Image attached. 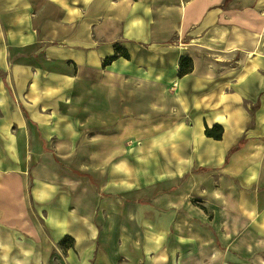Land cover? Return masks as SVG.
<instances>
[{
    "label": "crops",
    "instance_id": "crops-1",
    "mask_svg": "<svg viewBox=\"0 0 264 264\" xmlns=\"http://www.w3.org/2000/svg\"><path fill=\"white\" fill-rule=\"evenodd\" d=\"M0 264H264V0H0Z\"/></svg>",
    "mask_w": 264,
    "mask_h": 264
},
{
    "label": "trees",
    "instance_id": "trees-1",
    "mask_svg": "<svg viewBox=\"0 0 264 264\" xmlns=\"http://www.w3.org/2000/svg\"><path fill=\"white\" fill-rule=\"evenodd\" d=\"M189 68V65L187 63V59L186 58H181L180 61V73L183 74L185 72H187ZM205 133L208 136H212L214 138H220V133H221V127L220 126H214L212 128H207L205 129Z\"/></svg>",
    "mask_w": 264,
    "mask_h": 264
},
{
    "label": "rangeland",
    "instance_id": "rangeland-1",
    "mask_svg": "<svg viewBox=\"0 0 264 264\" xmlns=\"http://www.w3.org/2000/svg\"><path fill=\"white\" fill-rule=\"evenodd\" d=\"M149 96H147V98H148ZM152 97V96H151ZM152 99V98H151ZM149 103H146V108L148 107V112H150L151 114H149V117H151V115L153 114V112L151 111V109H150V107H152V108H155V103H154V101H148ZM159 106V105H158ZM157 106V107H158Z\"/></svg>",
    "mask_w": 264,
    "mask_h": 264
}]
</instances>
